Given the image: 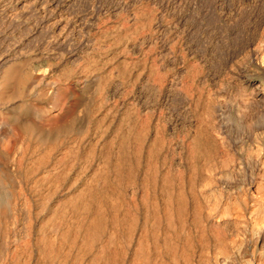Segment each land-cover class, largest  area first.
<instances>
[{
	"label": "bare ground",
	"instance_id": "6f19581e",
	"mask_svg": "<svg viewBox=\"0 0 264 264\" xmlns=\"http://www.w3.org/2000/svg\"><path fill=\"white\" fill-rule=\"evenodd\" d=\"M47 31L57 64L83 57L72 41L59 47V27ZM87 49L80 70L0 50V264H264V181L249 179L252 155L230 160L204 118L194 140L205 144L168 163L144 115L104 105L108 75L91 76L99 65Z\"/></svg>",
	"mask_w": 264,
	"mask_h": 264
},
{
	"label": "rangeland",
	"instance_id": "374dc122",
	"mask_svg": "<svg viewBox=\"0 0 264 264\" xmlns=\"http://www.w3.org/2000/svg\"><path fill=\"white\" fill-rule=\"evenodd\" d=\"M32 26L42 27L45 33L32 38ZM53 26L59 27V47L72 41L83 57V48H88L99 65L93 78L108 75L101 78L107 82L104 105L119 108V113L133 107L130 113L137 118L144 115L138 119L149 122L145 126L151 134L158 131V141L163 138L159 155L168 163L185 164L184 154L193 151L194 142L205 144L201 136L199 142L194 140V131L205 118L211 131L219 133L221 140L227 139L226 147L228 143L235 147L234 151L227 148L230 156L252 155L249 164L253 166L248 167L252 183L264 181L260 173L264 170V0H0V50L7 57L50 61L56 70L65 64L79 65L74 68L80 70L83 57L72 63L73 56L67 53V58L59 61L62 64L51 57L53 42L47 30ZM85 30H89L88 36ZM255 75L262 79H251ZM40 76L34 74L31 82ZM256 86L263 89L260 100ZM206 100L216 104L211 105L216 113L205 112L201 118ZM230 156L233 161L238 158ZM263 238L264 234L260 240Z\"/></svg>",
	"mask_w": 264,
	"mask_h": 264
}]
</instances>
